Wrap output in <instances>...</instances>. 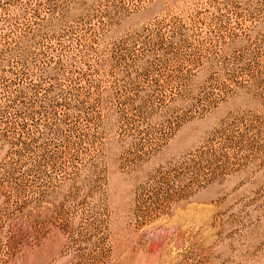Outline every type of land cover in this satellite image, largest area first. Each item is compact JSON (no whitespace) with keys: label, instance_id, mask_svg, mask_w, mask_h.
I'll return each instance as SVG.
<instances>
[{"label":"rangeland","instance_id":"obj_1","mask_svg":"<svg viewBox=\"0 0 264 264\" xmlns=\"http://www.w3.org/2000/svg\"><path fill=\"white\" fill-rule=\"evenodd\" d=\"M0 264H264V0H0Z\"/></svg>","mask_w":264,"mask_h":264}]
</instances>
